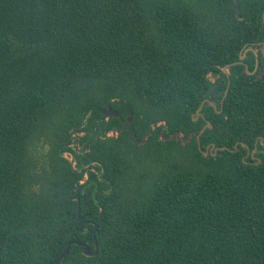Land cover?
I'll list each match as a JSON object with an SVG mask.
<instances>
[{"label": "trees", "instance_id": "obj_1", "mask_svg": "<svg viewBox=\"0 0 264 264\" xmlns=\"http://www.w3.org/2000/svg\"><path fill=\"white\" fill-rule=\"evenodd\" d=\"M263 14L0 0V264H264Z\"/></svg>", "mask_w": 264, "mask_h": 264}, {"label": "water", "instance_id": "obj_2", "mask_svg": "<svg viewBox=\"0 0 264 264\" xmlns=\"http://www.w3.org/2000/svg\"><path fill=\"white\" fill-rule=\"evenodd\" d=\"M263 26H264V14H263ZM263 31H264V27H263ZM244 53H245V51H244ZM244 53H243V54H244ZM263 55H264V42H263ZM243 58H244V55H241V56L239 57L240 61H237V62H234V63H231V64H228V65L224 66V67L222 68V73H224V74L226 75V77H228V68L231 67L232 65H239V64H242V61H241V60H242ZM246 72H247L248 74H251L247 69H246ZM229 86H230V81L228 80V81H227V88H226V90H225V92H224V95L222 96V101H221V103L223 102V99H224V97H225V95H226V93H227V90H228ZM209 92H210L211 95H213V94L220 95V94H221V92H216V93H215V91L213 90V86L209 87ZM204 103H205V102H202V103L200 104V106L198 107V109L196 110V115H195V117H194V121H197L198 118H203V119H204L203 115L200 113V111H201V109H202ZM113 114H114V112H112V111L110 110V108H108V110L105 112V115H106V116H110V115H113ZM204 122H205V124H204V126L202 127V129L199 131V135L202 134L206 129H211V128H212V125H211L206 119H204ZM206 154H207V152H206ZM78 213H79V210H78ZM74 243H76V242H74V241H70V242L66 245L65 249L63 250V252H62V253L56 258L54 264H60L61 260H62V259L64 258V256L68 253L69 247H70L72 244H74ZM77 244H78L79 246L82 247V253H83L84 255H86V256H90V255H93V254L95 253V252H93V253L90 252V249H89V247H88L86 244L78 243V242H77Z\"/></svg>", "mask_w": 264, "mask_h": 264}, {"label": "flooded vegetation", "instance_id": "obj_3", "mask_svg": "<svg viewBox=\"0 0 264 264\" xmlns=\"http://www.w3.org/2000/svg\"><path fill=\"white\" fill-rule=\"evenodd\" d=\"M258 47L260 48V60H259V56L257 54V51H255L254 49H252L250 46H248V47L245 48V53L242 54V55H244V58L241 60L242 61V64L243 65L245 64V66H244L245 73H246V69L249 70V65H253L252 66V70H250L251 71L250 72L251 75H258V73L261 72V68L263 66V61H264L263 43H258ZM239 61H240V59H239ZM214 87L219 92H221L219 90V87L217 85H215ZM226 88H227V86H226ZM226 88H225V90H226ZM224 92L222 93L223 95H224ZM213 109L216 110V107L214 106ZM260 143H261L262 147H264V141L262 139H261V142ZM257 150H258V147H256V146H255V149L252 152L249 149H247V156L250 155L251 158H253V159H256L257 158L258 160H260V157L255 156Z\"/></svg>", "mask_w": 264, "mask_h": 264}, {"label": "rangeland", "instance_id": "obj_4", "mask_svg": "<svg viewBox=\"0 0 264 264\" xmlns=\"http://www.w3.org/2000/svg\"><path fill=\"white\" fill-rule=\"evenodd\" d=\"M213 79H214V78H211L210 80L213 81ZM74 135H76V136H80V135H82V133L78 132V133H76V134H74Z\"/></svg>", "mask_w": 264, "mask_h": 264}]
</instances>
